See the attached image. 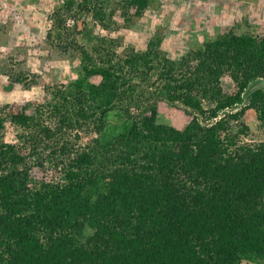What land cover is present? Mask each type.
Wrapping results in <instances>:
<instances>
[{
  "label": "trees",
  "instance_id": "obj_1",
  "mask_svg": "<svg viewBox=\"0 0 264 264\" xmlns=\"http://www.w3.org/2000/svg\"><path fill=\"white\" fill-rule=\"evenodd\" d=\"M151 1L65 0L53 11L47 37L74 47L78 75L46 86L33 114L0 115V132L8 119L31 139L92 137L52 148L70 157L56 181L31 176L36 147L0 138V264H264V138L245 141L242 122L253 110L264 128V31H229L172 58L159 35L120 53L118 38L88 29L91 16L116 30L117 13L129 26ZM7 75L5 91L35 82ZM162 101L190 117L184 128L160 121Z\"/></svg>",
  "mask_w": 264,
  "mask_h": 264
},
{
  "label": "rangeland",
  "instance_id": "obj_2",
  "mask_svg": "<svg viewBox=\"0 0 264 264\" xmlns=\"http://www.w3.org/2000/svg\"><path fill=\"white\" fill-rule=\"evenodd\" d=\"M61 4L60 0H0L1 116L6 117L11 112L20 111L25 105L28 107L27 112L33 114L32 104L44 101L46 86L68 83L78 75L81 63L74 47H60L56 40L51 42L47 37L53 11ZM65 19L66 26L72 27L73 20L70 16ZM86 19L90 21L88 29L95 28L98 33L118 38L120 45L117 50L120 53L128 46L145 49L149 39L159 35L162 38L161 48L170 57L178 58L189 48H196L204 41L229 31L263 32L264 0H152L142 16L135 17L129 26L124 24L122 16L117 13L115 19L118 26L114 31L102 30L99 25L93 24L91 16ZM66 36L65 34L64 41L69 42L71 37ZM77 38L80 42L87 40L83 34H78ZM18 72L27 74V82H35L29 88L16 83L12 90H3L2 84L8 83L7 74L14 75ZM93 79L98 81L99 76H94ZM222 86L226 92L236 90L229 75L223 77ZM159 119L182 129L188 124L190 117L183 110L162 101ZM242 122L249 126V136H243L245 141H260L264 138V128L258 126L253 110H247ZM49 123L53 124L52 121ZM233 123L235 122L232 121ZM22 133L26 135L22 139L24 142L19 139ZM27 133L29 132H25L21 126L7 119L0 138L18 144L26 153L36 147L39 154L34 153L30 157L31 164L33 163L31 176L36 180L49 181L60 179L62 163L70 159L69 156H65L64 160L55 159L51 156L52 148L59 141L67 140L74 143L75 149H79L92 137V134L80 131V138L69 133L62 138L59 136L50 140L45 135H37L38 139H31ZM33 185L31 182L30 187ZM242 264L259 263L245 260Z\"/></svg>",
  "mask_w": 264,
  "mask_h": 264
},
{
  "label": "built area",
  "instance_id": "obj_3",
  "mask_svg": "<svg viewBox=\"0 0 264 264\" xmlns=\"http://www.w3.org/2000/svg\"><path fill=\"white\" fill-rule=\"evenodd\" d=\"M62 3H64L65 0H60Z\"/></svg>",
  "mask_w": 264,
  "mask_h": 264
},
{
  "label": "crops",
  "instance_id": "obj_4",
  "mask_svg": "<svg viewBox=\"0 0 264 264\" xmlns=\"http://www.w3.org/2000/svg\"><path fill=\"white\" fill-rule=\"evenodd\" d=\"M6 80H8V79H6ZM2 82H4V81H2ZM1 84V83H0ZM2 86H3V84H2ZM7 91V90H6Z\"/></svg>",
  "mask_w": 264,
  "mask_h": 264
}]
</instances>
